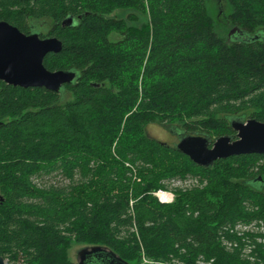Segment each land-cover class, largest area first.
I'll return each instance as SVG.
<instances>
[{"label": "trees", "instance_id": "16d2710c", "mask_svg": "<svg viewBox=\"0 0 264 264\" xmlns=\"http://www.w3.org/2000/svg\"><path fill=\"white\" fill-rule=\"evenodd\" d=\"M225 1L242 34L221 32L207 0H0V20L61 41L47 69L76 73L59 91L0 80L5 260L74 264L76 241L129 264H264V154L202 167L145 132L156 122L212 141L234 136L230 116L264 121V0ZM68 15L75 24L62 25ZM186 174L205 185L171 204L149 193Z\"/></svg>", "mask_w": 264, "mask_h": 264}, {"label": "water", "instance_id": "95a60500", "mask_svg": "<svg viewBox=\"0 0 264 264\" xmlns=\"http://www.w3.org/2000/svg\"><path fill=\"white\" fill-rule=\"evenodd\" d=\"M75 22V18L68 15L61 24L71 26ZM235 32L242 34L239 28L233 26L228 36ZM60 49L61 41L55 36L40 37L35 31L24 33L7 21L0 20V80L14 86H41L59 91L64 84L76 78V73L72 70L47 69L43 58L47 53ZM229 124L235 132L234 136L220 135L210 141L202 134L178 133L179 138L174 146L194 164L202 167L210 166L216 159L234 155L264 154V121L230 116ZM78 256V264H129L100 245L83 247ZM0 264L23 263L9 262L0 255Z\"/></svg>", "mask_w": 264, "mask_h": 264}, {"label": "rangeland", "instance_id": "374dc122", "mask_svg": "<svg viewBox=\"0 0 264 264\" xmlns=\"http://www.w3.org/2000/svg\"><path fill=\"white\" fill-rule=\"evenodd\" d=\"M207 6L209 8V12L216 21V25L218 29L221 32L227 31L228 33L229 30L231 29V25L226 21V15L230 10V8L228 7L226 1L207 0ZM145 132L154 139L159 140L161 142H165L170 145H175V143L178 141L179 138L178 131L173 132L170 129H168L167 126L156 122L147 124L145 127ZM115 146H116V139L113 140V142L110 144L109 149L111 156L113 155L117 158V150L115 149ZM259 163L261 164V166L260 169L258 170L259 172H257L256 174H261V176L264 179V159H260ZM125 165L129 166L130 164L125 162ZM133 182L142 183L138 178L135 177H133ZM157 182H158L157 183L158 186L155 189L150 190L149 193L153 195L160 203H166V204L174 203L178 194L187 190L188 188H191L196 185L199 187L205 185V180L199 182L198 179L195 178L194 176L192 177L191 174H186L184 177H179V176L168 177V178L161 177ZM91 186H93L94 188L100 187V185H98L97 183L91 184L88 188H90ZM113 190L117 191L119 190V187H114ZM136 190L139 191V189ZM126 191L130 195V201L134 200L131 194L133 191V187L129 185ZM158 193L160 194V196L157 195ZM89 246H91V244L71 241L66 251L68 260L74 264H77L79 259L78 251L83 247H89ZM130 264H206V263L202 262L199 259L195 260V262L184 261L176 256H170L166 260H158V259L148 258L143 254H141L139 256V259H137L136 261Z\"/></svg>", "mask_w": 264, "mask_h": 264}, {"label": "built area", "instance_id": "2783aa9c", "mask_svg": "<svg viewBox=\"0 0 264 264\" xmlns=\"http://www.w3.org/2000/svg\"><path fill=\"white\" fill-rule=\"evenodd\" d=\"M157 195H158V196H160V194H159V193H158Z\"/></svg>", "mask_w": 264, "mask_h": 264}, {"label": "flooded vegetation", "instance_id": "af4514ba", "mask_svg": "<svg viewBox=\"0 0 264 264\" xmlns=\"http://www.w3.org/2000/svg\"><path fill=\"white\" fill-rule=\"evenodd\" d=\"M260 179V178H259ZM261 186V185H260ZM79 252V251H78ZM79 257V256H78Z\"/></svg>", "mask_w": 264, "mask_h": 264}]
</instances>
